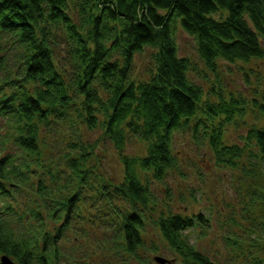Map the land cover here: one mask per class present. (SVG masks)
Returning <instances> with one entry per match:
<instances>
[{
  "label": "trees",
  "instance_id": "obj_1",
  "mask_svg": "<svg viewBox=\"0 0 264 264\" xmlns=\"http://www.w3.org/2000/svg\"><path fill=\"white\" fill-rule=\"evenodd\" d=\"M177 24L195 39L211 73H217L218 60L264 58V0H0V43L7 44L0 45V117L12 138L11 145L9 139L0 143V257L16 264H62L66 229L77 230L82 203L99 201L105 210L94 219L99 227L106 224L114 247L142 264L157 263L158 249L147 248L141 236L144 209L155 202L142 179L151 173L165 183L177 167L174 135L181 129L208 146L218 166H238L252 145V166L264 164V127L249 129L242 147L224 143L223 124L244 115L243 100L213 87L205 92L190 77L192 63L175 43ZM147 48L153 68L136 80L135 57ZM69 120L79 126L62 145L70 170L65 174L42 154L46 133L53 135ZM82 127L99 130L118 151L119 182L92 164L97 144L81 139ZM132 138L144 143L142 155L125 152ZM118 199L127 212L115 206ZM167 209L154 224L168 247L185 264H215L183 233L208 226L206 215ZM112 214L117 219L110 222ZM141 247L152 258H139ZM75 254L72 264H90Z\"/></svg>",
  "mask_w": 264,
  "mask_h": 264
},
{
  "label": "rangeland",
  "instance_id": "obj_2",
  "mask_svg": "<svg viewBox=\"0 0 264 264\" xmlns=\"http://www.w3.org/2000/svg\"><path fill=\"white\" fill-rule=\"evenodd\" d=\"M174 32L179 55L188 57L192 63L190 77L201 84L205 92L213 87L222 90L226 96L232 93L243 100L244 115L235 116L233 121L223 124L222 135L225 144H238L242 147L241 138L249 129L264 127V110L260 108L264 106V58L235 63L218 60L217 73H211L196 52L195 39L184 32L179 24ZM0 45L7 44L1 42ZM152 68V49L147 48L136 55L133 76L136 80H142ZM212 99H215L214 96ZM78 126L79 123L75 128L71 127V120L67 125L61 123L53 135L46 133L48 135L44 139L47 148H43L42 159H53L59 168L65 170V174H70V170L62 159V145L65 147V142L71 139L72 132H76ZM8 128L7 120L0 117V143L2 139H9L11 145ZM80 134L82 140L97 144L92 164L102 174L119 182L123 178V166L115 147L104 141L99 130L91 131L82 127ZM202 139L206 141L205 137ZM173 147L177 167L169 170L163 180L165 183L155 181L151 173L142 179L150 184L155 198V202L144 209L141 236L145 246L156 247L157 254L173 259L171 264H185L183 257L168 247L154 223L162 213H168L167 208L185 216L203 213L208 218V226L197 225V228L183 232L196 250L208 255L215 264H257L260 261L264 264V164L259 161L254 168L255 163L252 166L248 156L250 149L256 152V146L246 148L238 166L234 168L218 166L208 146L197 144L189 128L175 133ZM125 152L142 155L145 145L132 138L127 142ZM62 176L64 179L65 175ZM115 206L123 213L129 209L119 199ZM81 207L78 211L83 213L82 220L74 223L77 230L66 229L60 242L62 264H72L75 252L79 260L90 264H142L133 255L114 247L111 236L105 232L104 222L100 227L95 222L94 218L98 219L105 210L102 203L87 202L82 203ZM111 216L107 218L108 221H113L114 217L117 219L116 214ZM149 252L141 247L137 255L149 259L152 258Z\"/></svg>",
  "mask_w": 264,
  "mask_h": 264
},
{
  "label": "water",
  "instance_id": "obj_3",
  "mask_svg": "<svg viewBox=\"0 0 264 264\" xmlns=\"http://www.w3.org/2000/svg\"><path fill=\"white\" fill-rule=\"evenodd\" d=\"M155 261L158 264H171V260L161 257V256H157L155 257ZM0 264H16L11 258H9L7 255H2L0 257Z\"/></svg>",
  "mask_w": 264,
  "mask_h": 264
},
{
  "label": "flooded vegetation",
  "instance_id": "obj_4",
  "mask_svg": "<svg viewBox=\"0 0 264 264\" xmlns=\"http://www.w3.org/2000/svg\"><path fill=\"white\" fill-rule=\"evenodd\" d=\"M171 260H173V259H171ZM153 264H157V263L154 262Z\"/></svg>",
  "mask_w": 264,
  "mask_h": 264
}]
</instances>
